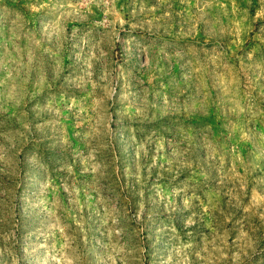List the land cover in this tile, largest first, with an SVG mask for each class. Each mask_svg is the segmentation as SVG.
<instances>
[{
	"label": "rangeland",
	"instance_id": "374dc122",
	"mask_svg": "<svg viewBox=\"0 0 264 264\" xmlns=\"http://www.w3.org/2000/svg\"><path fill=\"white\" fill-rule=\"evenodd\" d=\"M0 264H264V0H0Z\"/></svg>",
	"mask_w": 264,
	"mask_h": 264
}]
</instances>
